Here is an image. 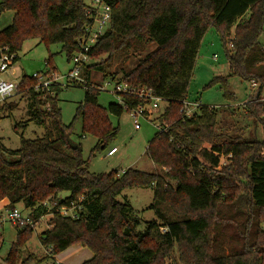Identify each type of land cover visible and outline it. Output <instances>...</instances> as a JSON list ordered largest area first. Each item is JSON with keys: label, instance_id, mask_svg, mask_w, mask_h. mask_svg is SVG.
<instances>
[{"label": "trees", "instance_id": "16d2710c", "mask_svg": "<svg viewBox=\"0 0 264 264\" xmlns=\"http://www.w3.org/2000/svg\"><path fill=\"white\" fill-rule=\"evenodd\" d=\"M109 5V28L88 53L92 63L82 67L87 89L74 119H81L82 132L95 136L103 149L118 130L109 115L120 117L126 108L98 104L92 73L151 91L166 102L162 119L169 123L146 147L156 170L89 173L80 146L72 150L67 143L71 126L61 121L59 88L35 92V81L24 76L17 94L28 96L29 121L45 131L42 138L22 139L10 159L0 144V202H8L7 210L21 205L33 220L49 215L41 245L51 255L73 245L86 247L92 257L81 264H161L174 250L182 264H264V0H110ZM86 7L83 0H0V14L13 13L11 23L0 30V47L8 46L16 63L22 44L36 39L47 49L60 45L70 61L90 23ZM209 28L225 48L229 73L214 77L208 87L218 86L226 100H233L231 78L256 82L257 95L246 103L245 118L262 127V140L250 135L218 141L216 108L201 104L190 118L181 113ZM149 44L154 49L121 78L108 71L114 58L141 54ZM50 61L51 55L46 68L54 71ZM122 99L129 108L142 103ZM13 107L0 106V120L2 111ZM221 159L228 165H221ZM132 188L153 189L150 209L160 223L148 222L136 231L131 206L116 200ZM61 192L68 193L63 200ZM61 207H74L75 218L62 216ZM16 229L12 251L34 231Z\"/></svg>", "mask_w": 264, "mask_h": 264}, {"label": "rangeland", "instance_id": "374dc122", "mask_svg": "<svg viewBox=\"0 0 264 264\" xmlns=\"http://www.w3.org/2000/svg\"><path fill=\"white\" fill-rule=\"evenodd\" d=\"M89 5L90 0H83ZM13 13L4 12L0 14V30L11 23ZM264 43V30L260 37ZM154 44H149L141 54H129L124 57H116L112 61L109 72L116 73L121 78L123 72L134 67L138 59L154 49ZM228 48V46H227ZM51 55V67L54 68L58 77H65L73 68L72 61H68L65 54L61 52L60 45H53L47 49L36 39L26 40L17 53L18 60L13 67L4 73L3 79L18 83L22 77H32L34 74L42 75L51 69L46 68L45 61ZM213 57H216L213 59ZM105 59V57H103ZM92 63L89 61L87 64ZM53 72V71H52ZM229 73L228 61L225 48L222 45L219 35L214 28L205 32L195 61V66L187 89V100L190 102L199 101L200 104L208 107H215L218 111L217 132L221 135L218 141L235 139L238 136L248 137L252 135L257 140H262L263 131L259 124H254L245 118L246 103L255 96L250 83L239 78L229 80L233 100H226L223 92L218 86L208 87L214 77L227 76ZM49 75V74H47ZM91 87L98 88L103 85V75L92 73ZM62 88L56 91L57 106L60 109L61 121L65 126H71L70 140L80 146L82 158L86 161V167L92 174H107L112 171L121 174L128 169H137L143 172L153 173L156 167L147 157L145 151L148 142L157 133V125L165 123L162 115L167 107L166 102L160 101L157 107L149 111L148 120L139 118L140 128H134L132 115L123 110L120 117L109 115L110 123L117 127V133L108 145L101 149L97 147V139L91 134L82 132L81 119H74L76 109L84 101L85 91L83 87L70 85L65 87L66 80H59ZM97 96L98 104L107 108L110 103L117 104V97L113 94V83L104 86ZM264 98V89L261 92ZM8 104L14 105L9 110H3L0 120V144L4 153L10 159V152L20 148L22 139H35L44 136V127L34 121H29L28 115L30 101L28 96L15 94L7 100ZM169 125V123H165ZM116 149L113 156H107L112 149ZM221 165L225 166V160L221 159ZM172 183V182H171ZM68 196L67 192H61L58 198L63 200ZM153 189L132 188L121 192L116 200L121 203H128L133 210V217L137 220L136 231H143L148 222L160 223L154 210L150 209L153 202ZM23 215L27 214L22 206H16ZM171 218H178L177 215L167 213ZM6 211H0V264H81L92 257L91 251L81 245H73L57 255H51L48 248L40 243V234L48 229L50 216L43 217L35 226L30 236L12 251L17 241L18 231L5 220ZM264 230V223L262 225ZM161 264H182L178 253L174 250L170 256L161 260Z\"/></svg>", "mask_w": 264, "mask_h": 264}, {"label": "built area", "instance_id": "2783aa9c", "mask_svg": "<svg viewBox=\"0 0 264 264\" xmlns=\"http://www.w3.org/2000/svg\"><path fill=\"white\" fill-rule=\"evenodd\" d=\"M110 0H90L89 5L86 7V14L90 19V23L85 28L84 36L78 41L79 50L72 56L71 61L73 63V68L68 71L65 77H58L55 74V71H47L42 75L34 74L32 79L35 81L34 91L35 92H45L48 91L52 86H56L59 89L62 88V85L59 83V80H66L65 87L70 85L80 86L84 89H87V81L82 76V67L86 65L90 60L88 53L98 42L99 38L109 28V23L111 19V8L109 5ZM229 49L232 48L231 44L228 46ZM264 51V48H263ZM16 55L12 53L8 46L0 47V106L7 103V100L17 94L19 83H14L7 81L2 78L4 73L9 71L13 65ZM216 57H213L215 59ZM49 74V75H47ZM108 81V83H113V94L117 97V104L126 108L128 112L132 115L133 124L135 129L140 128L139 118L144 117L148 120L149 111L146 107L150 106L152 109L157 107V104L162 101L160 98L155 97L151 91L146 89L137 90L132 87H129L125 82ZM108 83H103V85L95 88L99 92L104 91L105 85ZM250 86L255 93V96L258 91V86L256 82H251ZM135 98L142 103L136 105L135 107L129 108L126 106L122 97ZM264 103V98H262ZM201 104L199 101L190 102L187 99L184 100L181 104V113L183 117L190 118L199 110ZM215 108V107H210ZM168 125L163 123L157 125V130L159 132H164L167 129ZM116 153V149H111L107 156H113ZM59 213L62 216H70L75 218L74 207L65 208L61 207ZM49 216V215H45ZM45 216L39 217L37 220H33L27 214L23 215L22 212L14 208L12 210L6 211V216L4 217L7 222H9L15 228L30 227L35 228L37 223ZM1 224V221H0ZM49 227V226H48ZM58 264V263H56Z\"/></svg>", "mask_w": 264, "mask_h": 264}, {"label": "water", "instance_id": "95a60500", "mask_svg": "<svg viewBox=\"0 0 264 264\" xmlns=\"http://www.w3.org/2000/svg\"><path fill=\"white\" fill-rule=\"evenodd\" d=\"M257 95V94H256ZM67 143L69 145V147L72 149V150H76L78 148V145L76 143H73L70 138H67Z\"/></svg>", "mask_w": 264, "mask_h": 264}, {"label": "crops", "instance_id": "0c3cea01", "mask_svg": "<svg viewBox=\"0 0 264 264\" xmlns=\"http://www.w3.org/2000/svg\"><path fill=\"white\" fill-rule=\"evenodd\" d=\"M7 205H8V202L6 201V200H3V201H1L0 202V211L2 210V209H4L5 211H7ZM18 206H21V205H18ZM56 263H58V262H56ZM59 264V263H58Z\"/></svg>", "mask_w": 264, "mask_h": 264}]
</instances>
